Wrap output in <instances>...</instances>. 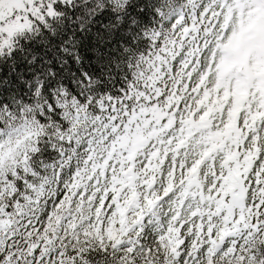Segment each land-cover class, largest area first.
<instances>
[{
    "label": "snow or ice",
    "instance_id": "obj_1",
    "mask_svg": "<svg viewBox=\"0 0 264 264\" xmlns=\"http://www.w3.org/2000/svg\"><path fill=\"white\" fill-rule=\"evenodd\" d=\"M0 264H264V0H0Z\"/></svg>",
    "mask_w": 264,
    "mask_h": 264
}]
</instances>
